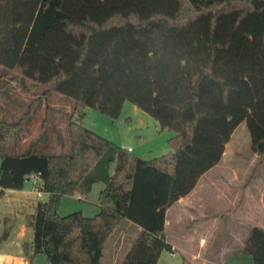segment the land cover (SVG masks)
<instances>
[{
  "label": "trees",
  "instance_id": "trees-1",
  "mask_svg": "<svg viewBox=\"0 0 264 264\" xmlns=\"http://www.w3.org/2000/svg\"><path fill=\"white\" fill-rule=\"evenodd\" d=\"M0 69L72 102L66 154L16 155L21 118L0 120V197L36 179L45 199L24 224L48 264H100L124 226L136 233L117 264H156L170 251L166 210L220 162L241 122L264 163V0H0ZM125 102L173 134L168 154L133 157L82 126L86 109L114 120ZM97 182L96 215L56 214L61 197ZM238 252L264 264V229H249Z\"/></svg>",
  "mask_w": 264,
  "mask_h": 264
},
{
  "label": "rangeland",
  "instance_id": "rangeland-1",
  "mask_svg": "<svg viewBox=\"0 0 264 264\" xmlns=\"http://www.w3.org/2000/svg\"><path fill=\"white\" fill-rule=\"evenodd\" d=\"M21 90H24V92H21ZM43 92L42 87L28 80L24 81L0 69V120L13 123L25 112L28 104L29 106L31 105V117L27 119L28 127L25 128L28 131L26 132L28 137L22 143L25 146L24 148L27 145L32 148L36 144L41 143L42 146L50 147L44 148L40 145L34 149L35 153L66 154L69 151L66 128V119L69 113H65V111H67V103H70L69 112L71 111L72 102L55 94H52V96L43 95ZM50 105L55 107L56 111L54 110L51 114L48 112L47 128L43 133L41 130V122L44 117L45 108L49 111ZM63 123L65 124V128L62 126ZM61 126L63 132L57 133L56 127ZM82 126L110 142L116 148L124 151L129 149V155L146 161L170 152L168 140L173 134L166 129L160 130L158 124L150 117H147L145 121L140 120L136 114V109L127 102L122 105L118 117L114 120H110L94 110L86 109L82 119ZM41 136H44L43 141H39ZM21 148L20 145L19 152L25 153L26 151H23L24 149ZM224 150L226 157L233 159L231 165H235L236 168L241 170H245L247 166L255 170L258 164H261L259 157L257 159L252 158L249 137L244 122H241L232 132ZM261 169L264 170V165H262ZM259 171L258 174L260 175L261 173ZM110 173L111 170H109ZM250 175L251 172H249L248 177ZM102 188L103 184L97 182L90 187L88 194L85 197H80L79 200L76 198L78 194L61 197L56 208V214L59 217H63L71 213L79 212L82 217L92 218L98 211V196ZM26 190H33L32 180L27 183ZM7 198L8 203L4 204L5 209L3 208L1 210L6 212L4 213L3 211L1 214L0 211V234L2 228L5 226L10 231L12 238L16 237L23 230L24 236L21 243H24V245L27 243V262L29 261V264H48L43 255H32V251L30 250L31 230L24 224L25 216L32 211L30 205L36 201L35 195H27L28 202L26 201L22 205L18 202H13L12 195H9ZM204 201L203 205L205 204L204 207L207 211H209V208H214V204L220 206L218 198L215 200L212 197H206ZM177 223L180 225H189V220L188 218H179L176 221ZM123 228L119 231H122ZM130 229L127 227L126 234H128ZM119 231L106 240L102 250L100 264H117L128 251L131 241L128 244L123 243V245H119ZM196 254L200 255L199 252ZM156 264H182V261L178 258H169V252L163 251Z\"/></svg>",
  "mask_w": 264,
  "mask_h": 264
},
{
  "label": "crops",
  "instance_id": "crops-1",
  "mask_svg": "<svg viewBox=\"0 0 264 264\" xmlns=\"http://www.w3.org/2000/svg\"><path fill=\"white\" fill-rule=\"evenodd\" d=\"M43 95L52 96V94H44V92ZM30 106L28 104L25 112L17 119L21 118V124L16 155H23L27 152L37 155H58L35 153L34 149L40 145L44 148L50 147L42 146L41 143L32 148L28 145L24 148L22 143L28 137L26 135L28 131L25 128L28 127L27 119L31 117ZM49 108L48 112L51 114L55 107L50 105ZM69 109L70 103H67L65 113H70ZM62 126L65 128L64 123ZM62 126L56 127L57 133L63 132ZM20 145L21 149L26 151L25 153L19 152ZM252 158L257 159V156L252 153ZM232 161V158L226 157L224 150L220 162L198 179L193 190L166 210L164 241L170 247L169 258H171L170 254H174L182 261V264H252L251 258L243 256L238 250L242 247L249 229L253 227L264 229V170L261 169L264 164H258L256 169L254 168L255 170L250 166L241 170L235 165H231ZM258 171L261 173L260 175ZM249 172L251 175L248 177ZM30 180H32V191L26 190V185ZM35 183L36 179L30 178L20 191L5 190L0 197V211L5 209L4 204L8 203L9 195L13 196V202H18L20 205L27 201V195H35V203L45 199V194L35 190ZM206 197H212L215 200L218 198L220 206L214 204V208H209L207 211L204 207L205 204L203 205ZM35 203L30 205L32 211ZM179 218H188L189 225L176 224ZM127 227L125 226L122 231L118 232L119 245L128 244L134 238L136 230L129 228L130 231L126 234ZM23 236V230L14 238L9 231L7 238L0 242V264H29V261L26 260L27 243L25 246H23L24 243H21ZM197 252L200 255H197Z\"/></svg>",
  "mask_w": 264,
  "mask_h": 264
},
{
  "label": "water",
  "instance_id": "water-1",
  "mask_svg": "<svg viewBox=\"0 0 264 264\" xmlns=\"http://www.w3.org/2000/svg\"><path fill=\"white\" fill-rule=\"evenodd\" d=\"M136 114H137V116H138V118L140 120H142V121H145L146 120V115L143 112L137 110L136 111Z\"/></svg>",
  "mask_w": 264,
  "mask_h": 264
},
{
  "label": "built area",
  "instance_id": "built-area-1",
  "mask_svg": "<svg viewBox=\"0 0 264 264\" xmlns=\"http://www.w3.org/2000/svg\"><path fill=\"white\" fill-rule=\"evenodd\" d=\"M126 151H127V152H130L129 149H127ZM37 195H38V193H37ZM76 198L79 199V196L76 195ZM170 257H171L172 259H176V258H178V257H177L176 255H174V254H170Z\"/></svg>",
  "mask_w": 264,
  "mask_h": 264
}]
</instances>
